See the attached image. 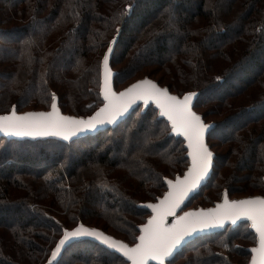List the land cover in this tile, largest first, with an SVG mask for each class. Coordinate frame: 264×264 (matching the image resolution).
I'll list each match as a JSON object with an SVG mask.
<instances>
[{
    "label": "trees",
    "instance_id": "1",
    "mask_svg": "<svg viewBox=\"0 0 264 264\" xmlns=\"http://www.w3.org/2000/svg\"><path fill=\"white\" fill-rule=\"evenodd\" d=\"M114 37L117 91L148 77L194 92V110L213 124V172L185 209L205 192L211 204L264 195V0H0V115L50 110L53 93L63 113L93 115ZM170 129L143 104L94 135L0 137V264H48L64 230L80 224L135 244L146 205L190 166ZM257 242L243 222L194 238L165 264H249ZM52 264L128 261L86 237Z\"/></svg>",
    "mask_w": 264,
    "mask_h": 264
},
{
    "label": "snow or ice",
    "instance_id": "2",
    "mask_svg": "<svg viewBox=\"0 0 264 264\" xmlns=\"http://www.w3.org/2000/svg\"><path fill=\"white\" fill-rule=\"evenodd\" d=\"M131 7V6H129ZM110 43L103 57V83L101 93L103 106L87 118L61 114L57 107V97L52 94L51 111L17 113L16 106L4 115H0V132L17 137H70L85 130L96 129L97 126L113 124L129 111L138 101L145 105L154 103L159 115L170 122L172 133L181 135L187 141L190 166L183 176L167 180L168 191L157 203H149L152 215L147 223L141 225L138 242L134 246L116 240L96 229L87 228L83 224L75 229L64 230L62 238L51 252V260L61 253L70 238L89 236L95 237L116 249L131 261V264H148L149 260L165 264L166 258L172 257L174 250L181 245L186 237L197 231L222 226L225 221L235 224L241 218L251 221V228L258 237V245L251 249V264H264V197L229 200L227 193L221 203L214 208H201L177 215L185 199L197 189L207 177L212 167L213 153L205 142V133L211 127L204 123L202 117L193 111V100L196 93L187 92L182 97L170 94L167 88L159 87L150 79H142L117 92L112 87V70L109 56L112 53ZM175 216V222L168 224L167 219Z\"/></svg>",
    "mask_w": 264,
    "mask_h": 264
},
{
    "label": "water",
    "instance_id": "3",
    "mask_svg": "<svg viewBox=\"0 0 264 264\" xmlns=\"http://www.w3.org/2000/svg\"><path fill=\"white\" fill-rule=\"evenodd\" d=\"M112 50H113V45H112ZM110 56H111V54H110ZM110 56H109V66H110ZM110 68H111V66H110ZM112 70V69H111ZM112 73H113V71H112ZM113 75H114V73H113ZM147 79H150V78H148V77H146ZM143 79H145V78H143ZM140 80H142V79H140ZM150 80H152L153 82H155L159 87H162V88H167L168 90H169V92H170V94H172V95H177V96H180V95H178V94H176V93H174V92H172L167 86H162V85H160L157 81H155V80H153V79H150ZM137 81H139V80H137ZM137 81H135L134 83H136ZM134 83H132V84H134ZM132 84H130V85H132ZM129 85V86H130ZM128 86V87H129ZM112 87H113V90L114 91H117L115 88H114V78H113V76H112ZM127 88V87H126ZM123 91V90H122ZM117 92H119V91H117ZM182 97V96H181ZM194 102H195V97H194V100H193V111H195L194 110ZM144 103L143 102H141V101H138L137 102V104L136 105H133L132 106V108H130L129 109V111L127 112V113H125L123 116H121L115 123H113V124H104V125H100V126H97V128L96 129H91V130H85V131H82V132H80V133H77L76 135H74L75 137H81V136H87V135H94V134H97V133H99V132H101V131H103V130H106V129H109V128H114V127H117L119 124H121L124 120H126L130 115H131V113H133L139 106H141V105H143ZM149 104H154V103H149ZM149 104H147V105H149ZM155 105V104H154ZM156 106V105H155ZM57 107H58V105H57ZM59 108V107H58ZM59 110H60V108H59ZM46 111H51V109L50 110H41V111H27V112H46ZM60 112H61V114H63V115H67V116H75V115H70V114H65V113H63L61 110H60ZM196 112V111H195ZM198 115H200L198 112H196ZM201 117H202V115H200ZM76 117H79V116H76ZM82 118H87V117H82ZM166 118V117H165ZM202 119H203V117H202ZM204 121V120H203ZM204 123H205V121H204ZM206 124H209L211 127L213 126V124H211V123H206ZM211 127L206 131V133H205V142L207 143V145H208V147H209V149H210V151H212V149H211V147H210V145L208 144V140H207V136H208V132L210 131V129H211ZM175 134V133H174ZM177 135V134H176ZM74 136H72V137H74ZM0 137H6V138H9V139H27V138H36V137H28V136H25V137H17V136H14V135H9V134H6V133H3V132H0ZM185 139V138H184ZM186 141V140H185ZM186 146H187V141H186ZM212 153H213V162H212V167H211V169H210V171H209V174L207 175V177L201 182V184L200 185H198V187H197V189H195L192 193H190L189 194V196L185 199V201H184V203H182L181 204V206H180V208H178L177 210H176V214L177 215H182L184 212H187V211H195V210H198V209H201V208H203V207H200V208H190V209H185V207L190 203V201L196 196V195H198L199 193H200V191H201V189L207 184V182L209 181V179H210V177H211V175H212V172H213V167H214V152L212 151ZM190 157V156H189ZM190 163H191V157H190ZM171 180H174V179H171ZM168 191V190H167ZM166 191V192H167ZM165 192V193H166ZM225 195V194H224ZM224 195H223V197H222V200L221 201H219V202H217L216 204H215V206L217 205V204H219V203H221L222 201H223V199H224ZM164 196V195H163ZM163 196L162 197H160V198H163ZM227 196H228V199L229 200H232V199H230V196L227 194ZM252 197H264V195H251V196H246V197H241V198H235V199H233V200H239V199H248V198H252ZM158 201H156V202H153V203H157ZM149 204V203H148ZM215 206H213V207H204V209H207V208H214ZM150 212H151V209H150ZM151 215H152V212H151ZM150 215V216H151ZM150 216L148 217V219L150 218ZM175 216H170V217H168V219H167V223L168 224H171V223H174L175 222ZM148 219H147V221H148ZM147 221H146V223H147ZM249 220H247V218H241V219H239L235 224H233L231 221H225L224 222V224L222 225V226H218V227H212V228H208V229H205V230H203V231H197V232H195V233H193L191 236H189V237H186L185 238V240L184 241H182V243H181V245H179L175 250H174V253H173V255H172V257H169V258H166V260H165V263L166 262H168V261H170V260H172L174 257H175V255H177V253L178 252H180L190 241H192L194 238H196V237H198V236H202V235H209V234H212V233H217V232H222V231H225L226 229H227V227L228 226H236V225H238V224H240V223H243V222H248ZM85 226V225H84ZM85 227H87V228H92V227H88V226H85ZM141 227V226H140ZM92 229H96V230H98V231H101V232H103L105 235H108V236H111V235H109V234H107L106 232H104V231H102V230H100V229H97V228H92ZM90 238V239H93V240H96V241H99L100 243H102L103 245H105L102 241H100V240H98V239H96L95 237H89V236H82V237H76V238H70L69 239V241L68 242H71V241H74V240H79V239H83V238ZM111 237H113L114 239H116V240H120V241H122V242H124V243H126V244H128L127 242H125V241H123V240H121V239H117L116 237H114V236H111ZM139 237V236H138ZM68 242H66V243H68ZM137 242H138V240H137ZM136 242V243H137ZM130 247L131 246H134V244L133 245H130V244H128ZM258 245V242H257V244L254 246V247H256ZM106 246H108V245H106ZM109 247V246H108ZM110 248V247H109ZM253 248V247H252ZM251 248V249H252ZM112 249V248H111ZM113 251H116V252H119V251H117L116 249H112ZM120 253V252H119ZM120 254H122V253H120ZM123 255V254H122ZM253 255V254H252ZM126 258V257H125ZM251 259H252V257H251ZM126 260H127V258H126ZM128 261V260H127ZM128 264H131V261H128ZM148 264H159V262L158 261H153V260H149V262H148ZM249 264H251V260H250V262H249Z\"/></svg>",
    "mask_w": 264,
    "mask_h": 264
},
{
    "label": "rangeland",
    "instance_id": "4",
    "mask_svg": "<svg viewBox=\"0 0 264 264\" xmlns=\"http://www.w3.org/2000/svg\"><path fill=\"white\" fill-rule=\"evenodd\" d=\"M120 87V86H119ZM120 88H123V87H120ZM124 90V89H123ZM122 91V90H121ZM120 92V91H119ZM208 195V192H205L201 197H198L196 198V200L187 208V209H190V208H200V207H213L215 206L214 204L219 201L221 198H219L215 203L211 204V203H208L207 200H206V197ZM246 197V196H245ZM237 198V197H235ZM234 197H231L230 199H235ZM241 198V197H239ZM222 200V199H221ZM220 200V201H221ZM73 230V229H71ZM69 230V231H71ZM251 260V259H250ZM248 264V263H247Z\"/></svg>",
    "mask_w": 264,
    "mask_h": 264
}]
</instances>
